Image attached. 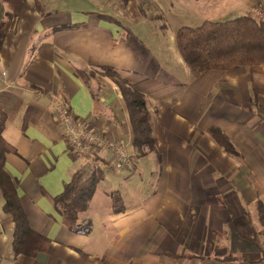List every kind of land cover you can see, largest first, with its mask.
Listing matches in <instances>:
<instances>
[{
	"label": "crops",
	"instance_id": "1",
	"mask_svg": "<svg viewBox=\"0 0 264 264\" xmlns=\"http://www.w3.org/2000/svg\"><path fill=\"white\" fill-rule=\"evenodd\" d=\"M256 4L0 0L4 169L29 226L49 239L35 257L15 253L0 185V264H264V66L195 72L176 41L183 26L250 15ZM119 81L147 101L155 142L144 155ZM62 102L124 146L122 169L107 146L76 155L56 116ZM93 175L100 180L71 228L54 199Z\"/></svg>",
	"mask_w": 264,
	"mask_h": 264
},
{
	"label": "trees",
	"instance_id": "2",
	"mask_svg": "<svg viewBox=\"0 0 264 264\" xmlns=\"http://www.w3.org/2000/svg\"><path fill=\"white\" fill-rule=\"evenodd\" d=\"M177 46L187 66L195 72L230 70L240 66H264V20L251 14L228 20H206L201 25L183 26L176 33ZM124 90L129 109L133 146L139 155L154 149L151 115L147 101L134 88H124L125 81H119ZM3 117H5L4 114ZM5 120L0 123V185L6 200L5 209L15 220L14 250L16 254L35 257L46 249L49 239L35 232L28 224L24 210L16 196L15 185L4 169L5 152L9 149L2 132ZM214 139L230 154L237 155L231 139L220 128L213 127ZM93 175L85 184L72 180L62 194L55 197V206L63 216V221L71 228L75 227L79 214L88 208L89 201L99 182ZM259 218L264 232V202H256ZM116 211L122 210L120 196L114 198Z\"/></svg>",
	"mask_w": 264,
	"mask_h": 264
},
{
	"label": "built area",
	"instance_id": "3",
	"mask_svg": "<svg viewBox=\"0 0 264 264\" xmlns=\"http://www.w3.org/2000/svg\"><path fill=\"white\" fill-rule=\"evenodd\" d=\"M256 1L257 4L253 7L251 15L256 19H262L264 17V0ZM56 116L69 146L78 157H84L86 154H97L101 147L107 146L112 151L111 160L116 169H122L125 163L129 161V153L120 142L110 138L104 139L99 130L85 120L74 117L66 102L57 106Z\"/></svg>",
	"mask_w": 264,
	"mask_h": 264
},
{
	"label": "rangeland",
	"instance_id": "4",
	"mask_svg": "<svg viewBox=\"0 0 264 264\" xmlns=\"http://www.w3.org/2000/svg\"><path fill=\"white\" fill-rule=\"evenodd\" d=\"M176 16H178V17H173V20H177V19H179V20H181V18H182V16H187V15H183V14H178V15H176ZM184 18V17H183ZM224 18V19H223ZM223 18H221V20H228V19H232V18H229V17H223ZM211 20H216V19H211ZM141 31L142 32H145V30L144 29H141ZM138 32H140V28L138 29Z\"/></svg>",
	"mask_w": 264,
	"mask_h": 264
}]
</instances>
